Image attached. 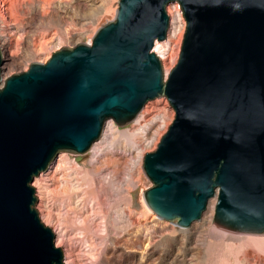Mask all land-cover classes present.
Returning <instances> with one entry per match:
<instances>
[{"label": "water", "instance_id": "water-1", "mask_svg": "<svg viewBox=\"0 0 264 264\" xmlns=\"http://www.w3.org/2000/svg\"><path fill=\"white\" fill-rule=\"evenodd\" d=\"M119 4L92 45L62 49L0 89V264H64L31 184L60 154L88 153L109 121L125 127L161 98L176 119L145 155L148 207L190 228L216 199L214 226L264 235V0ZM175 4L188 25L166 81L154 47Z\"/></svg>", "mask_w": 264, "mask_h": 264}, {"label": "rangeland", "instance_id": "rangeland-1", "mask_svg": "<svg viewBox=\"0 0 264 264\" xmlns=\"http://www.w3.org/2000/svg\"><path fill=\"white\" fill-rule=\"evenodd\" d=\"M0 1L7 7L9 17L10 0ZM58 1H54L45 16L19 19L10 24L8 39L11 46L17 47L15 57L22 63L9 78L28 72L33 64L48 63L53 54L62 49L93 43L96 34L116 20L121 2L99 0L95 6L90 3L84 7V0L80 3ZM64 2L75 6L68 15L58 9L61 3L65 6ZM177 5H170L167 12ZM184 21L186 26L179 51L177 42L171 39L177 26L171 19L167 42H173L170 50L174 55L178 53V59L170 73L181 57L187 27ZM16 28L20 29L17 36L11 33ZM43 39L50 45L33 49V41ZM156 103L159 110L147 116L145 111H154ZM175 119L176 112L167 98L152 101L136 121L125 127L109 121L102 138L90 152L85 155L62 153L52 171L35 178L31 184L36 192L34 208L41 222L53 231L64 264H244L234 246L245 239L264 243V236L218 233L214 224L202 239L195 230L202 220L190 228H181L177 222L158 218L148 207L144 194L153 183L143 169L145 155L158 150ZM60 159L62 168L57 170ZM49 174H55V179L42 182V177ZM220 237L223 243L219 242Z\"/></svg>", "mask_w": 264, "mask_h": 264}, {"label": "bare ground", "instance_id": "bare-ground-1", "mask_svg": "<svg viewBox=\"0 0 264 264\" xmlns=\"http://www.w3.org/2000/svg\"><path fill=\"white\" fill-rule=\"evenodd\" d=\"M54 1L55 0H10L9 1V3H10V8H9L10 12L9 13L11 15H9V17H7L8 15L6 13V11L8 10V9L6 10L7 7L5 8V5L1 4V1H0V55H1V59L3 61H5V64H4V62L1 60L2 66H1V72H0V78H1L0 88H2V87L4 88L6 86V81L8 80V78L14 72L15 68H17L19 66V64L22 63V60L15 57V49L17 47L11 46L12 42H10V40L8 39V32H10V29H9L10 24L13 22H16L19 19H24V18L34 19L36 16H39V15H44V16L47 15L49 9H51L53 4H54ZM80 1L81 0H76V3H80ZM84 1H86L85 2L86 4H84V2L81 1L84 7H88L90 5V3L93 6L100 3L99 0H84ZM59 2H61V0H59L58 3ZM3 3H6V2H3ZM64 4H65V6H62V3H61V4H59V7H58L61 14L68 15L69 12L71 11V8L75 9V6L71 5V3H69V2L68 3L64 2ZM69 4L71 6H69ZM82 4H80V5H82ZM13 5L14 6L16 5L15 9H14ZM73 14H74V12H73ZM168 14L170 17V27H171V19H172V22H176V24H177V26L174 28L175 29L174 33H173L174 36L171 37V39L173 40V42H177L176 46L179 47L178 50L180 51L181 41L183 39V34H184L185 26H186L185 21L183 19L182 10L180 9V6L177 5L175 7H170L168 9ZM170 27H169V31H170ZM169 31H168V34H169ZM11 33H13L15 36H17L20 34V29L16 28L14 30H11ZM74 41H75V39H74ZM78 41H80V40H78ZM167 41L168 40H166L165 42H156L155 47H154V53H156V55L160 58L161 62H163L162 65H163V69H164L165 80L166 79L168 80V78H169L168 73H170L171 68L175 65V63L177 62V59H178V53L174 55L175 52L174 51L171 52V50H170V47H171L170 45H171L172 41L169 40V43ZM76 44H78V42ZM92 44L93 43H90V45H92ZM49 45L50 44L48 43V41H46L44 39L39 40V41L38 40L33 41V49L34 48L38 49L39 47H42V49H43V47L46 48ZM37 64H42V63H37ZM3 72H5L4 78L1 77V74ZM6 72H7V74H6ZM158 110H159L158 103H156L154 111H150V109H147L145 111V113L147 116L148 115L150 116L155 111H158ZM171 120H172V117H170V121ZM157 141L155 143H157ZM93 146H92V148H93ZM59 156H58V158H59ZM57 159L49 166V168L47 169V171L44 172V174L52 171ZM144 162H145V160H144ZM61 168H62V159H60L58 164H57V170H60ZM143 169H144V166H143ZM54 179H55V174H52L51 176L49 174V177L43 176L41 180H42V182H46V181L51 182ZM216 203H217L216 199H214L210 202L207 211L204 213V215L202 217L203 219H201L202 223L195 226V230H196L197 234L199 235V238L204 239L205 238L204 235L212 228L214 218H215L214 214L216 212ZM42 212H43V207L41 205L40 213H42ZM197 222H199V221H197ZM197 222H195V223H197ZM216 232L223 233L224 230L217 228ZM239 235H241V234H239ZM246 236H248V235H246ZM249 236H254V235H249ZM256 236H262V235H256ZM263 241H264V239H263ZM219 242L223 243L224 239L222 237H220ZM234 247H236V249L239 250V253L241 254V258H242L241 261L244 264H264V243L262 241L258 242V241H255V239H245V240H242L239 244H236V246H234Z\"/></svg>", "mask_w": 264, "mask_h": 264}]
</instances>
